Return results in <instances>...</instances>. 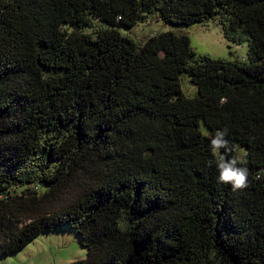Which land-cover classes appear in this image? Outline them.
<instances>
[{
	"label": "trees",
	"instance_id": "1",
	"mask_svg": "<svg viewBox=\"0 0 264 264\" xmlns=\"http://www.w3.org/2000/svg\"><path fill=\"white\" fill-rule=\"evenodd\" d=\"M151 17L217 21L246 61L122 31ZM65 226L72 264H264V0H0V256Z\"/></svg>",
	"mask_w": 264,
	"mask_h": 264
},
{
	"label": "rangeland",
	"instance_id": "2",
	"mask_svg": "<svg viewBox=\"0 0 264 264\" xmlns=\"http://www.w3.org/2000/svg\"><path fill=\"white\" fill-rule=\"evenodd\" d=\"M122 31L140 42L150 35L167 31L184 33L189 37L190 47L196 56L209 55L216 59L246 61L247 45H236L225 40L220 25L214 20L174 26L151 17L148 22L137 25L130 32ZM181 83L185 95L192 97L196 89L188 76L183 75ZM86 254L87 250L81 246L78 234L65 226L39 234L16 253L1 255L0 264H72L86 258Z\"/></svg>",
	"mask_w": 264,
	"mask_h": 264
},
{
	"label": "clouds",
	"instance_id": "3",
	"mask_svg": "<svg viewBox=\"0 0 264 264\" xmlns=\"http://www.w3.org/2000/svg\"><path fill=\"white\" fill-rule=\"evenodd\" d=\"M224 102L225 99L222 98L221 104ZM205 135H207L206 132ZM227 135V128L216 130L214 134H212V138L210 140L213 155L216 156L218 154V159L215 163L219 172V182L231 185L234 191L243 190L249 187L248 169L238 166V163L241 162V158L239 156L233 157L232 159L227 158L226 153H231L233 151L229 145V141L226 139ZM209 166H211V162Z\"/></svg>",
	"mask_w": 264,
	"mask_h": 264
}]
</instances>
